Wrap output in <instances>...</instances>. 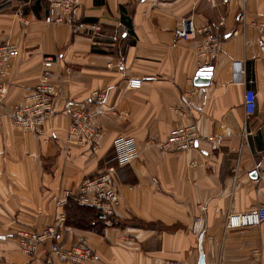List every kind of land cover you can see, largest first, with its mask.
Wrapping results in <instances>:
<instances>
[{
  "label": "crops",
  "instance_id": "obj_1",
  "mask_svg": "<svg viewBox=\"0 0 264 264\" xmlns=\"http://www.w3.org/2000/svg\"><path fill=\"white\" fill-rule=\"evenodd\" d=\"M46 7V0H0V38L19 48L0 78V264H45L42 248L33 256L19 250L16 231L52 224L60 191L102 172L118 135L130 137L138 152L117 170L120 205L102 218L100 233L64 225L56 246L84 237L93 251L86 264H198L201 253L204 264H264V221L242 228L236 218L264 206L257 173L264 165V35L252 24L264 22V0H79L59 25L43 20ZM31 16L36 20L21 23ZM186 19L210 24L222 39L202 86L193 83L200 39L174 36ZM77 21L99 23L100 34L80 33ZM47 55L55 59L52 110L39 132L26 131L12 112L34 88ZM247 87L255 92L250 116L242 106ZM98 89L108 91L99 138L68 142V108H87ZM185 124L197 128L194 148L158 147Z\"/></svg>",
  "mask_w": 264,
  "mask_h": 264
},
{
  "label": "built area",
  "instance_id": "obj_2",
  "mask_svg": "<svg viewBox=\"0 0 264 264\" xmlns=\"http://www.w3.org/2000/svg\"><path fill=\"white\" fill-rule=\"evenodd\" d=\"M46 14L43 20L48 24L59 25L66 23L70 15L77 7L79 0H46ZM36 20L31 16L23 17L21 23L28 25ZM261 35H264V22L252 23ZM73 27L80 33L95 36L100 34L101 26L97 22L77 21ZM177 39H200L196 50V65L200 68L208 67L210 61L219 52L222 39L210 24L195 26L191 19L184 20L181 27L174 30ZM19 48L0 38V78L6 74L11 61L18 55ZM54 57H44L43 71L32 91L25 97L24 103L15 106L12 112L13 123L26 131L39 132L45 117L51 112L55 85L50 81V67ZM242 73L243 70H240ZM250 85L252 80H246ZM4 93V84H0V95ZM108 91L106 89L92 90L90 92V105L69 107L68 142L84 145L94 143L101 134L98 116L104 112ZM242 106L246 116L255 111V92L247 87L243 93ZM199 138L194 124L175 126L165 138L158 143V147L166 152L179 153L195 147ZM209 141H220L221 135H210ZM245 134L243 132L241 144L244 145ZM113 157L105 169L92 177L83 178L74 189H62L55 200V206L60 211L55 221L40 229H22L15 233L19 250L28 256H33L37 249L45 252V264H53L54 258H60L73 264H86L93 258V251L84 237H78L76 242L67 248L56 246L58 233L65 225L64 206L68 200H73L82 206L95 208L101 217L113 216L121 200L117 190L116 174L121 168L132 162L137 156V148L134 141L127 136L118 135L112 142ZM192 165H195L192 163ZM236 171V166L232 168ZM258 179L264 181V165L258 170ZM240 227H254L264 221V206L258 205L250 210L240 212L237 216ZM260 264V263H253Z\"/></svg>",
  "mask_w": 264,
  "mask_h": 264
},
{
  "label": "trees",
  "instance_id": "obj_3",
  "mask_svg": "<svg viewBox=\"0 0 264 264\" xmlns=\"http://www.w3.org/2000/svg\"><path fill=\"white\" fill-rule=\"evenodd\" d=\"M125 29L130 30L131 23L122 16ZM65 225L80 227L83 229H93L97 233L101 232L102 218L99 211L89 206L79 205L73 200H68L64 206Z\"/></svg>",
  "mask_w": 264,
  "mask_h": 264
},
{
  "label": "water",
  "instance_id": "obj_4",
  "mask_svg": "<svg viewBox=\"0 0 264 264\" xmlns=\"http://www.w3.org/2000/svg\"><path fill=\"white\" fill-rule=\"evenodd\" d=\"M210 71H211V68L209 66L199 68L197 73H196L194 82H193L194 85L195 86H202V85L207 84L209 77H210ZM198 264H204L202 253L199 255Z\"/></svg>",
  "mask_w": 264,
  "mask_h": 264
}]
</instances>
